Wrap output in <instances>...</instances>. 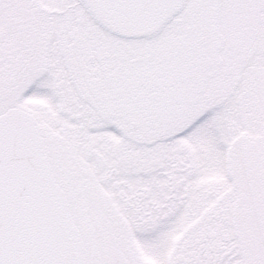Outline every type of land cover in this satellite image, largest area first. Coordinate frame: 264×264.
<instances>
[{
	"label": "snow or ice",
	"instance_id": "1",
	"mask_svg": "<svg viewBox=\"0 0 264 264\" xmlns=\"http://www.w3.org/2000/svg\"><path fill=\"white\" fill-rule=\"evenodd\" d=\"M0 264H264V0H0Z\"/></svg>",
	"mask_w": 264,
	"mask_h": 264
}]
</instances>
